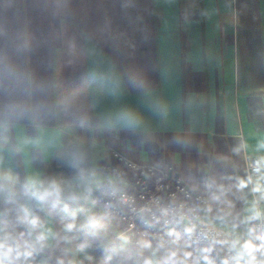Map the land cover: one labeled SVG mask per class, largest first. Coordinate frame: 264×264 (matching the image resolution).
<instances>
[{
  "label": "crops",
  "instance_id": "1",
  "mask_svg": "<svg viewBox=\"0 0 264 264\" xmlns=\"http://www.w3.org/2000/svg\"><path fill=\"white\" fill-rule=\"evenodd\" d=\"M83 63L85 79L67 88V72ZM132 75L142 87L131 86ZM123 109L142 123L124 126L116 119ZM74 140L90 155L92 192L96 181H120L103 169L116 150L171 166L207 195L212 222L246 229L251 201L236 185L247 177V158L264 157V0H0V173L17 177L11 194L0 192V220L18 237L27 232L17 223L27 207L47 234L43 242L40 230L24 236L36 251L18 264H103L105 246L119 243L110 229L98 238L89 228L68 231L61 210L24 193ZM151 244H129L134 259L122 254L112 264L170 252L193 264L205 248Z\"/></svg>",
  "mask_w": 264,
  "mask_h": 264
},
{
  "label": "built area",
  "instance_id": "2",
  "mask_svg": "<svg viewBox=\"0 0 264 264\" xmlns=\"http://www.w3.org/2000/svg\"><path fill=\"white\" fill-rule=\"evenodd\" d=\"M111 156L116 162L103 169L116 174L120 181L97 187L89 195V203L98 209L105 222L113 225L116 237L127 236L133 247H138L139 241L211 245V256L217 264L230 254L233 240L246 238L247 228L229 231L212 222L206 214L207 195L173 175L171 166L142 164L116 150L111 151ZM257 159L247 158V176L253 174L252 165ZM253 199L250 192V201ZM260 207L264 209V202ZM187 228H193L191 234L185 231ZM205 232L207 237L199 239ZM213 240L228 243L212 244Z\"/></svg>",
  "mask_w": 264,
  "mask_h": 264
},
{
  "label": "clouds",
  "instance_id": "3",
  "mask_svg": "<svg viewBox=\"0 0 264 264\" xmlns=\"http://www.w3.org/2000/svg\"><path fill=\"white\" fill-rule=\"evenodd\" d=\"M129 83L134 88H140L143 86V81L136 75H132L129 78ZM115 89H119L121 81L119 77L113 80ZM114 89V90H115ZM116 119L124 124L128 128H136L142 123V118L131 109L121 110ZM260 147H264L261 144ZM62 155L68 160L70 166L79 168L82 160L73 150L72 146L69 145ZM252 175L246 178H241L236 185L238 190H244L249 188L253 194L254 199L251 201L250 206L245 209L247 215L241 220V224L247 227L246 238H236L229 246V255L221 259L219 264H264V209L260 207L261 202H264V157L257 159L252 165ZM17 183V177L10 172L0 173V192H13V186ZM97 187L99 181H96ZM211 184H206V187L211 188ZM251 186V187H250ZM91 187L85 189V198L92 192ZM24 193L30 195L32 198L43 203L49 200V198L55 197L57 200L63 194V188L61 184L56 180H51L48 186L45 187L43 181L38 179L30 178L24 185ZM218 199L219 197H214ZM69 199L75 201L79 199L78 195H71ZM55 206V205H54ZM64 211H68L67 204L64 205ZM20 212L22 213L17 217V223L26 228L27 232H20L18 237H13L11 232H6L5 229L8 227V222L0 220V264H18L23 257L27 259L33 256L36 251L33 245L29 244L27 240H24V236L27 234L31 236L33 232L39 231L36 236L37 242H43L47 238L43 228L42 222L39 216L34 215L27 207H21ZM75 213H73V216ZM259 222V223H254ZM87 227L93 229L90 235L93 238H98L100 230L105 229L106 226L101 223L95 217H89L87 220ZM75 224H67L66 229L72 231L75 228ZM84 227V226H82ZM194 227V226H193ZM237 227L236 225L233 226ZM50 229L48 232L50 233ZM191 234L193 228H187L185 230ZM172 233L170 232L169 235ZM207 237V233H202L199 239ZM119 243H111L105 246V257L103 264H112L114 257L125 255V259H134L138 253H132L129 244L130 240L127 236L121 234L117 237ZM22 241V243H21ZM227 244L228 241H212V244ZM90 245L85 242L79 245L78 250L83 252ZM139 249H151L152 244L150 241H139ZM213 251L212 246L205 247L203 249H197L199 253L193 261V264H217L216 260L211 256ZM192 253H185V258L191 257ZM142 264H183L182 261L177 260L176 253L170 252L168 255L156 259L155 253L152 256L145 257Z\"/></svg>",
  "mask_w": 264,
  "mask_h": 264
},
{
  "label": "trees",
  "instance_id": "4",
  "mask_svg": "<svg viewBox=\"0 0 264 264\" xmlns=\"http://www.w3.org/2000/svg\"><path fill=\"white\" fill-rule=\"evenodd\" d=\"M85 76L86 72L84 63L83 66H75L71 71L69 70L67 72L64 78L65 86L69 89L73 88L77 84L81 83L85 79ZM75 116L78 117V111H76L75 113V111L71 110L69 112V118H77ZM69 145H71L72 150L81 157L82 162L79 168L72 167L63 155H59L57 157V160H61V164L58 165L57 163L53 162L45 170V173L43 174L44 186L47 187L46 183L48 185L51 180H56L60 181L59 183L63 188V194L61 195L59 200L53 197V199L49 198L48 202H51L53 206L55 205L54 207L56 209L61 210L65 217H72V215L68 216L67 214L75 213V215L73 216L75 217V219L68 218V220L66 221L67 224H75L76 227L73 229L75 233H80L89 228L86 226L89 217H95L101 223H103L106 228L102 230H114L113 225L101 219L102 217L100 216L98 209L95 206L90 205L89 195L87 196V198H85V192L82 191L83 189H86L87 187L93 185L90 155L86 152L83 153L82 151L84 150H82L81 146L74 142L68 143L64 147V150H66ZM58 172H60L59 180L57 179ZM74 194L78 195L79 199L75 201L69 199V197ZM61 199L63 200L62 202L60 201ZM65 204H67L68 206L67 212L64 211ZM102 230H100V232H102Z\"/></svg>",
  "mask_w": 264,
  "mask_h": 264
},
{
  "label": "rangeland",
  "instance_id": "5",
  "mask_svg": "<svg viewBox=\"0 0 264 264\" xmlns=\"http://www.w3.org/2000/svg\"><path fill=\"white\" fill-rule=\"evenodd\" d=\"M73 142H74V143H77L79 146H81V144L78 143L77 141L74 140ZM73 142H72V143H73ZM81 148H82V150H83V147H82V146H81ZM82 152L84 153L85 151H82ZM57 164L60 165V164H61V160H59V161L57 162ZM59 173H60V172H58V176H57V179H58V180L60 179V174H59ZM58 182H60V181H58ZM46 186H48L47 183H46ZM52 199H53V197H52ZM60 201L62 202L63 200L61 199ZM66 214H67V213H66ZM67 215H68V216H71V215H72V217H65V216L63 215V216H64L63 218L65 219V221H67L68 218H69V219H70V218H71V219H75V217H73V214H72V213H71V214L69 213V214H67Z\"/></svg>",
  "mask_w": 264,
  "mask_h": 264
},
{
  "label": "water",
  "instance_id": "6",
  "mask_svg": "<svg viewBox=\"0 0 264 264\" xmlns=\"http://www.w3.org/2000/svg\"><path fill=\"white\" fill-rule=\"evenodd\" d=\"M244 194H245V197L248 199V198H250V190H249V188H245L244 189Z\"/></svg>",
  "mask_w": 264,
  "mask_h": 264
}]
</instances>
